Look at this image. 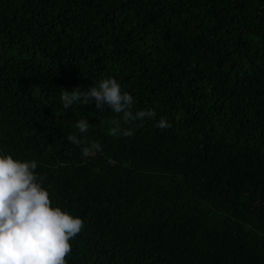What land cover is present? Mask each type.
Returning a JSON list of instances; mask_svg holds the SVG:
<instances>
[{"label":"trees","instance_id":"1","mask_svg":"<svg viewBox=\"0 0 264 264\" xmlns=\"http://www.w3.org/2000/svg\"><path fill=\"white\" fill-rule=\"evenodd\" d=\"M109 77L153 112L131 136L63 108ZM0 150L83 220L68 264H264V0H0Z\"/></svg>","mask_w":264,"mask_h":264},{"label":"clouds","instance_id":"2","mask_svg":"<svg viewBox=\"0 0 264 264\" xmlns=\"http://www.w3.org/2000/svg\"><path fill=\"white\" fill-rule=\"evenodd\" d=\"M63 108L74 102L95 104L97 109H110L120 119L110 121L109 134L131 136L132 127L153 115L152 110L133 111L134 97L122 91L114 78L102 79L87 90L80 87L61 92ZM89 121L76 122L77 134L67 140L80 147L82 158L102 151L98 141H86ZM163 130L170 127L165 118L156 125ZM35 159L14 158L0 150V264H68L72 245L70 240L81 232L83 220L53 204L50 191L37 172Z\"/></svg>","mask_w":264,"mask_h":264}]
</instances>
